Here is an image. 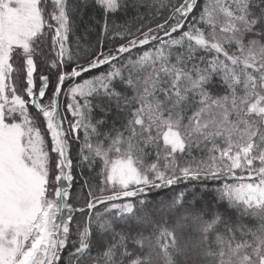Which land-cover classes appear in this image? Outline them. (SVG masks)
<instances>
[{
	"label": "snow or ice",
	"instance_id": "6c2138e0",
	"mask_svg": "<svg viewBox=\"0 0 264 264\" xmlns=\"http://www.w3.org/2000/svg\"><path fill=\"white\" fill-rule=\"evenodd\" d=\"M86 6L0 0V264H264V0H181L139 35L108 18L144 0H94L82 45ZM109 33L130 38L105 51ZM74 167L95 173L80 207Z\"/></svg>",
	"mask_w": 264,
	"mask_h": 264
},
{
	"label": "trees",
	"instance_id": "16d2710c",
	"mask_svg": "<svg viewBox=\"0 0 264 264\" xmlns=\"http://www.w3.org/2000/svg\"><path fill=\"white\" fill-rule=\"evenodd\" d=\"M131 2V0H130ZM165 4H167V7H159L160 0H144V6L140 7L139 10L129 9L127 14H125L123 11L117 13L115 16H109V23L113 25L115 28L116 25H126L128 26L131 31L139 35V33L136 32V29L141 28L143 26V30H146L147 27H153L155 28L157 23H163L164 20L168 18V16L171 14V9L174 6H178L181 0H163ZM148 5H155L152 7H149ZM76 20V32L72 37L73 42H75L76 37L79 36L80 42L83 45L84 43L88 44H95L97 42V39L100 34L101 26L104 22V16L103 13L94 7V0H87V6L82 8L80 12L75 17ZM120 31H123V29H119ZM158 35L163 36V33L160 32ZM109 36H111V39L106 38L104 42V50L107 51L110 47L112 49H115L122 43H126V40L130 37H125V39H121L118 36H114L113 33H109ZM164 39H167V37H164ZM154 43L152 42L148 45H144L142 47H137L136 49L132 50V55L135 56L145 50H147L149 47H152ZM97 50L98 47H97ZM128 54H125V57H127ZM70 70V67L69 69ZM103 70V69H101ZM96 72H90L88 74H85L84 78H88L91 75H95ZM23 75V73H14L13 74V81H17L18 76ZM45 75L49 76L50 83L47 91V95L44 98V102L47 103L48 97L51 95L52 89L56 83V75L55 70H50L48 66H46L43 63L38 62L37 70L34 75V81L36 85V91L38 95V89L40 87V76ZM67 87V84L65 85ZM18 93H22V89L19 87V84H17ZM60 104H61V115L65 116L67 119H71L70 113L66 112V104H67V98L61 94L60 98ZM29 109H31V104H29ZM115 115L110 116L108 120V125L111 126L112 120L115 119ZM64 127L67 128V123H64ZM83 136V133H81V138ZM77 152H78V146H74L72 150V159L75 161L77 159ZM54 155V154H53ZM74 175L77 177L76 181L74 182L73 188H72V196L73 200L71 201L75 206L80 207L84 205V200L87 194V189H83L81 192V184L83 183V178L87 177H94L95 173H89L88 170L85 168L83 177H81L79 169H76L74 167ZM184 188V185H179L174 188V190H168V189H162L159 190V195L157 196L156 192H152L148 194L149 199H159V198H167L170 197L178 192H180ZM196 192H200L199 187L195 189ZM77 194H80L79 200H77L75 197ZM204 200L209 201L210 203H214L213 201V195L211 193H202ZM187 198H192V192L187 193ZM87 215H81L79 213L75 214V221L73 223V228L75 229L76 223H83L86 221ZM67 251L64 253V257L66 258ZM59 264H64V260H61Z\"/></svg>",
	"mask_w": 264,
	"mask_h": 264
},
{
	"label": "water",
	"instance_id": "95a60500",
	"mask_svg": "<svg viewBox=\"0 0 264 264\" xmlns=\"http://www.w3.org/2000/svg\"><path fill=\"white\" fill-rule=\"evenodd\" d=\"M34 75H35V73H34Z\"/></svg>",
	"mask_w": 264,
	"mask_h": 264
},
{
	"label": "rangeland",
	"instance_id": "374dc122",
	"mask_svg": "<svg viewBox=\"0 0 264 264\" xmlns=\"http://www.w3.org/2000/svg\"><path fill=\"white\" fill-rule=\"evenodd\" d=\"M36 73V72H35Z\"/></svg>",
	"mask_w": 264,
	"mask_h": 264
}]
</instances>
